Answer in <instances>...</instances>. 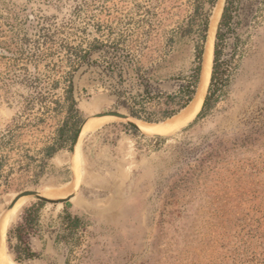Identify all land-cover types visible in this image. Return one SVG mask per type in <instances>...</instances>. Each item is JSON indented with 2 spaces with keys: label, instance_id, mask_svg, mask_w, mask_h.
<instances>
[{
  "label": "rangeland",
  "instance_id": "374dc122",
  "mask_svg": "<svg viewBox=\"0 0 264 264\" xmlns=\"http://www.w3.org/2000/svg\"><path fill=\"white\" fill-rule=\"evenodd\" d=\"M211 1L0 0V264H17L8 231L40 202L4 218L12 200L64 198L73 171L78 195L41 202L24 236L40 256L19 264H264V0H227L210 107L185 131L99 119L75 162L58 133L72 100L76 134L125 103L155 119L172 109L202 64ZM173 118L134 119L166 135Z\"/></svg>",
  "mask_w": 264,
  "mask_h": 264
},
{
  "label": "trees",
  "instance_id": "16d2710c",
  "mask_svg": "<svg viewBox=\"0 0 264 264\" xmlns=\"http://www.w3.org/2000/svg\"><path fill=\"white\" fill-rule=\"evenodd\" d=\"M211 4L212 6H214L215 0L211 1ZM227 17H228V8L226 7L225 13L223 15V18L220 24V28L216 35L215 52H214V67H213L210 91H209V95L207 96L205 100L202 111L199 114L200 116L204 115L205 111L210 107V101H211V96H212L211 91H212V87L214 86L216 82L221 46H222V43L224 42L223 28L226 26ZM205 25H206L205 28L207 31L209 22L207 21ZM203 39L205 41V36ZM201 55H202V51H201ZM200 71H201V66L198 67V71L196 75L192 76L186 85H183L179 89V91H177L175 94L168 95L166 97V104L173 105L174 107L172 109H169L168 111H165L162 114V116L158 119L142 115L141 112L138 109H136V107H133L132 105H129L127 103L124 104V107L131 117L147 122V123H159V122L171 119L174 116L178 115L183 110H185L193 101L196 91H197L198 83H199ZM70 90L72 92V85L70 87ZM68 114L69 116L67 120L65 121L64 126L59 129L58 133L60 137H64V138L66 134L67 141L71 142L73 141L75 137L77 127L80 123V121L77 119L73 100L68 109ZM66 130H68L67 133H65ZM53 149H54V146L50 145L45 148V152L51 157V150ZM42 205L43 204L41 202H38L36 205L28 209L26 212V216L24 217V223L16 227L15 229L8 231V240H7L8 249H9V252L10 251L13 252L12 254L16 256V259L14 262L17 264H19L18 262L22 260H33L40 256L38 253L33 252L31 249H29V247L25 244L24 236L32 233L35 230V226L39 222L38 217H37L38 209ZM76 221L79 222L78 219H76ZM13 239L16 242L15 244L12 243Z\"/></svg>",
  "mask_w": 264,
  "mask_h": 264
},
{
  "label": "water",
  "instance_id": "95a60500",
  "mask_svg": "<svg viewBox=\"0 0 264 264\" xmlns=\"http://www.w3.org/2000/svg\"><path fill=\"white\" fill-rule=\"evenodd\" d=\"M226 4H227V0H221L220 1L218 14H217V17H216V20H215V23H214L213 32L210 29L208 31V33H207L206 40H205V45H204V49H203V55H202V64H201L199 83H198L197 91H196V94H195V97H194L193 101L198 96H200V93L205 88V78H206L208 62H209L208 61L209 60V49L211 48V46L214 47V38L217 35V30L219 29V26H220V23L222 21L223 15L225 13ZM211 78H212V73H211ZM210 81H211V79H210ZM205 99H206V94L204 96V99H203V102H202L200 110L195 114V116L191 120L186 122L181 127L177 128L175 131H173V132H171L169 134H166V135L143 133L140 130V127L138 126V124L135 121V119L132 118L130 115L124 114V113L111 112V113H105V114L95 115V116L89 117L82 123V125L80 126V128H79V130H78V132H77V134H76V136L74 138L73 145H72V159H73L74 162L77 161L80 145H81L82 138H83V132H84L86 126L89 123L93 122V121H96V120H99V119H104V118H115V119H119V120L123 121L127 125L137 129L142 134H146L147 136H149L151 138H167V137L175 136V135L185 131L186 129H188L196 121L200 111L202 110V107H203ZM72 176H73V182L75 183V188L66 197L54 199V198L47 197V196L43 195L41 192L34 191V190H29V191L22 192V193L17 195L12 200V202L9 205V207L7 208V210L4 213V218H9V216L13 213V211L17 208V206L23 200H26V199H34L36 201H40L42 203L51 204V205H61V204H66V203L70 202L79 193V187L77 185V178H76V175H75L74 171H73Z\"/></svg>",
  "mask_w": 264,
  "mask_h": 264
},
{
  "label": "bare ground",
  "instance_id": "6f19581e",
  "mask_svg": "<svg viewBox=\"0 0 264 264\" xmlns=\"http://www.w3.org/2000/svg\"><path fill=\"white\" fill-rule=\"evenodd\" d=\"M217 13H216V15H217ZM216 15H214L213 17H215ZM215 20L216 19H214L212 21V24L210 25L212 32H213V29H214ZM213 58H214V47L211 46V48L209 49V60H208L209 62H208L207 74H206V78H205V88H204V90L200 93V96H198L194 101H192L193 103L191 102L192 104L186 110H184L182 114H180L179 116L173 118L172 120H169V122L167 124L163 125L164 126L163 127V131L164 132H173V131H175L177 128L181 127L186 122L191 120L195 116V114L200 110L202 102H203V99H204V96H205L206 91H207V87H208V85L210 83L211 73H212V70H213V63H214ZM139 125H140V130L142 132L144 131L145 133H151V134L159 133L158 131H155V128H154L153 125L146 124V123H139ZM90 128H91V126L87 125L86 129L84 131V134L87 131H89Z\"/></svg>",
  "mask_w": 264,
  "mask_h": 264
}]
</instances>
